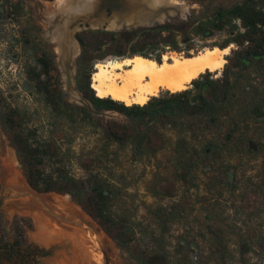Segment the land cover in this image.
Masks as SVG:
<instances>
[{
	"label": "rangeland",
	"instance_id": "374dc122",
	"mask_svg": "<svg viewBox=\"0 0 264 264\" xmlns=\"http://www.w3.org/2000/svg\"><path fill=\"white\" fill-rule=\"evenodd\" d=\"M57 1L24 0L22 4L41 27L43 40L52 47L63 90L59 59L53 43L47 40L51 28L49 17L59 5ZM177 1L178 19L164 24L181 25L189 31V23H186L203 7L192 0ZM241 1L216 0L204 9L211 11L215 6L226 7ZM100 2L98 16L105 17L106 13L114 16L123 11V0ZM236 24L240 27L238 22ZM90 28H73L71 31L75 38L81 31L118 35L145 27L124 30ZM17 31L18 27L7 13V6L0 2V98L26 115V126L36 131L39 141H53L58 145L72 176L84 180L89 173L96 172L106 179L114 190L112 212L127 216L135 233L134 240L125 250L70 195L32 193L0 124V207L7 226L14 215L28 217L32 229L26 231L27 239L43 248H53V254L39 264H105L103 251L108 264H135L136 252H161L170 264H264V125L251 118L245 105L247 102L264 106V63L259 65L258 73L250 76L253 81L249 89L244 90L242 85L245 82H241L236 94L245 102L238 103L241 108L236 109L238 117L233 122L223 116L217 125L212 126L203 119L197 121L195 131L184 135L177 129L162 126L160 131L164 137L163 141L157 142L158 151L154 155L136 157L130 145H107L100 131L92 125L67 122L50 112L25 77L24 68L32 62V56L17 43ZM232 35L234 32L224 30L214 32L210 37L189 36V42L179 43L180 53L213 47ZM91 40L90 35L84 37L87 48L83 52L77 44L78 54L72 66L75 84L82 68L90 72L91 83L96 62L130 56L131 44L126 37L107 39L100 48L90 45ZM188 45L192 48L189 51L186 49ZM229 46L231 53L227 57L237 49L235 44ZM146 51L152 56L175 53L169 48ZM223 69L209 73L210 78L220 79ZM244 78L245 75H241V79ZM168 94L171 93H159L157 97ZM64 95L73 102L69 94ZM103 112L105 114L99 116L103 121L132 122L120 113ZM232 128L233 137L225 143L224 138ZM209 142L213 144L211 151L201 153ZM248 142L254 145L255 151L248 149ZM182 147L185 149L183 158L180 157L182 152H178ZM182 161L191 164L185 182L177 177ZM47 199L48 204L41 202ZM3 264L13 263L3 261Z\"/></svg>",
	"mask_w": 264,
	"mask_h": 264
},
{
	"label": "trees",
	"instance_id": "16d2710c",
	"mask_svg": "<svg viewBox=\"0 0 264 264\" xmlns=\"http://www.w3.org/2000/svg\"><path fill=\"white\" fill-rule=\"evenodd\" d=\"M192 1L203 7V10L197 15H192L186 23V25L189 23L187 26L189 31L181 25L166 23L127 34L81 31L75 35L82 52L87 48L84 42L87 35L93 39L90 45L97 48H100L107 39L120 40L126 37L131 44L130 56L135 54L151 56L160 62L165 53L161 56H152L146 50L169 48L181 54L179 43L189 42L191 40L189 36L210 37L214 32L224 30L234 32V35L223 43L215 44L221 49L230 43L237 47L236 50H232V56L226 58L228 62L220 79H211L207 72L192 81V88L180 93L151 98L144 106L127 107L110 98L96 97L90 88V72L82 68L76 80L78 90L89 100L94 110L117 112L132 121L130 124H124L111 120L103 121L101 117L90 114L86 107L68 101L61 87L52 47L41 37L39 24L25 11L22 4L24 0H0L7 6L11 21L18 27L17 43L24 52L32 56V62L25 65V77L50 112L67 122L92 125L100 131L107 145H130L132 154L136 157L154 155L158 151L157 142L163 141L164 137L160 131L162 126L177 129L184 135L193 131L197 121L203 119L212 126L217 125L223 116L233 122L238 117L236 109L241 108L238 103L244 101L236 94L241 82H245L242 85L244 90L247 87L249 89L253 81L250 76L258 73L259 65L264 63V0H242L226 7L215 6L211 11L204 8L216 0ZM186 49L189 51L192 48L188 45ZM243 74L245 78L241 79ZM245 105L251 118L253 117L256 123L264 125V106L247 102ZM0 124L32 190L38 193L70 195L120 248L125 250L129 248L135 233L129 225L127 216L112 212L114 190L105 178L96 172L89 173L84 180L72 176L60 155L58 145L53 141H39L36 138V131L27 128L26 115L16 106L5 103L2 98ZM233 131L232 128L225 136V143L232 139ZM212 145L211 142L207 143L201 153H209ZM247 146L249 150L255 151L251 142H248ZM179 150L178 152H182L180 157L183 158L185 149L182 147ZM181 164L177 177L185 182L190 174L191 164L184 161ZM5 218L0 207V264H3V261H12L13 264H39L42 259L53 254V248H43L27 239L26 231L32 229L30 218L14 215L8 226ZM134 257L135 264H170L161 252H136Z\"/></svg>",
	"mask_w": 264,
	"mask_h": 264
},
{
	"label": "bare ground",
	"instance_id": "6f19581e",
	"mask_svg": "<svg viewBox=\"0 0 264 264\" xmlns=\"http://www.w3.org/2000/svg\"><path fill=\"white\" fill-rule=\"evenodd\" d=\"M99 2L100 0L98 2L96 0L57 1L59 5L56 6L49 20L53 21L50 25H55L57 13L65 15L63 24L54 28L51 38L59 63L63 53L75 50L78 52L77 44L70 36L71 30L68 29L71 18L81 15L90 21L92 14L98 15ZM123 2L126 6L120 12L122 14L119 13L108 19L99 15L98 19L91 20V24H102L107 21L106 29L117 30L121 20L128 22L158 17L161 22L165 13L168 15L172 13L169 8L179 5L177 0H123ZM229 47L223 49L218 46L204 47L189 54H163L160 62L151 56L145 57L139 54L99 61L94 65L90 88L98 98H110L127 107L144 106L161 91L171 94L180 93L187 90L192 81L201 75L221 71L227 62ZM71 97L76 99L77 95L71 94ZM41 202L48 204L49 200ZM63 203L66 204L64 201Z\"/></svg>",
	"mask_w": 264,
	"mask_h": 264
},
{
	"label": "water",
	"instance_id": "95a60500",
	"mask_svg": "<svg viewBox=\"0 0 264 264\" xmlns=\"http://www.w3.org/2000/svg\"><path fill=\"white\" fill-rule=\"evenodd\" d=\"M121 6H122V10L125 9V6H126V3L125 2H121ZM171 9L172 12H174V15H165L163 16V19L161 22H159V19L158 17H152L150 19H145V20H132V21H126V20H121L120 23L118 24V27L119 29L121 30H124V29H128V28H136V27H139V26H143L147 29H150V28H154L160 24H164L165 22H169V21H172V20H177L178 19V13H179V7H171L169 8ZM101 10V2H99L98 4V12ZM176 12V13H175ZM98 16V15H97ZM95 15H91V20H96L98 19L99 17H97ZM111 16V15H110ZM109 15H105L104 18H110ZM53 18V17H51ZM57 23H55V25H51V28L48 30V35H47V40L49 42H51V38L53 37V30L56 26H61L63 24V20H65V15L63 13H57ZM54 19V18H53ZM91 20L90 21H87L86 18L84 16H78L76 18H71V23L69 24V27L68 29L71 30L73 28H78L79 30H83L87 27H95L96 30H106V25L108 24L107 21L103 22L102 24H95V25H92L91 24ZM50 21V20H49ZM51 23H53V21L51 20ZM76 26V27H74ZM91 29V28H90ZM89 29V30H90ZM70 36L73 40H75L74 38V32L73 31H70ZM76 44H78V42L75 40ZM229 46V45H228ZM226 46V47H228ZM225 48V47H224ZM231 53V52H230ZM78 52L73 51V52H65L62 54V57L60 59V63L59 64V68H60V72L63 76V92L64 94L67 93L71 96V94H75L77 95V98L76 99H73L72 97V100L75 104H78V105H81V106H84L87 108V110L89 111L90 114L92 115H95V116H101V115H104L105 112L103 111H96L93 109L92 107V104L89 102V100H87L83 94L78 90V88L76 87V84H75V81H74V76H73V60L75 58V55H77ZM57 55V54H56ZM32 193H35L33 192L34 190H32ZM103 255H104V259H105V264H108V261H107V258H106V255H105V252L103 251Z\"/></svg>",
	"mask_w": 264,
	"mask_h": 264
},
{
	"label": "flooded vegetation",
	"instance_id": "af4514ba",
	"mask_svg": "<svg viewBox=\"0 0 264 264\" xmlns=\"http://www.w3.org/2000/svg\"><path fill=\"white\" fill-rule=\"evenodd\" d=\"M76 87H77V86H76ZM163 93H166V92H164V91H161V92H160V94H163Z\"/></svg>",
	"mask_w": 264,
	"mask_h": 264
}]
</instances>
